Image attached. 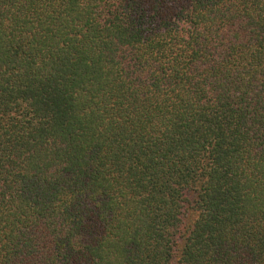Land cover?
<instances>
[{"label":"trees","instance_id":"16d2710c","mask_svg":"<svg viewBox=\"0 0 264 264\" xmlns=\"http://www.w3.org/2000/svg\"><path fill=\"white\" fill-rule=\"evenodd\" d=\"M0 264H264V0H0Z\"/></svg>","mask_w":264,"mask_h":264}]
</instances>
